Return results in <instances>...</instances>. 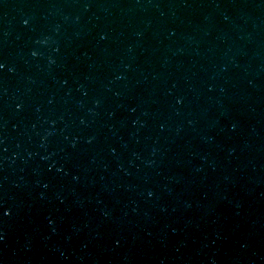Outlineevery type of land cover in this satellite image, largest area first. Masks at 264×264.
Masks as SVG:
<instances>
[{
	"label": "water",
	"instance_id": "95a60500",
	"mask_svg": "<svg viewBox=\"0 0 264 264\" xmlns=\"http://www.w3.org/2000/svg\"><path fill=\"white\" fill-rule=\"evenodd\" d=\"M0 264H264V0H0Z\"/></svg>",
	"mask_w": 264,
	"mask_h": 264
}]
</instances>
